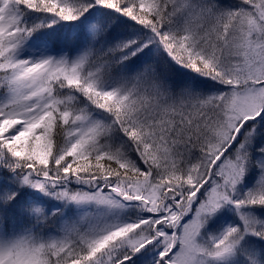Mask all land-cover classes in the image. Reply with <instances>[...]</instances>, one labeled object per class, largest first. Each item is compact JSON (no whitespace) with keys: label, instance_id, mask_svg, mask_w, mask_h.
I'll use <instances>...</instances> for the list:
<instances>
[{"label":"snow or ice","instance_id":"1","mask_svg":"<svg viewBox=\"0 0 264 264\" xmlns=\"http://www.w3.org/2000/svg\"><path fill=\"white\" fill-rule=\"evenodd\" d=\"M0 264H264V0H0Z\"/></svg>","mask_w":264,"mask_h":264}]
</instances>
